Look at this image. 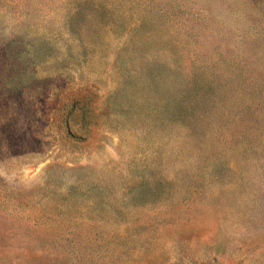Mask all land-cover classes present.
Segmentation results:
<instances>
[{
    "label": "rangeland",
    "instance_id": "obj_1",
    "mask_svg": "<svg viewBox=\"0 0 264 264\" xmlns=\"http://www.w3.org/2000/svg\"><path fill=\"white\" fill-rule=\"evenodd\" d=\"M0 264H264V0H0Z\"/></svg>",
    "mask_w": 264,
    "mask_h": 264
}]
</instances>
